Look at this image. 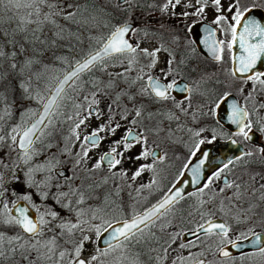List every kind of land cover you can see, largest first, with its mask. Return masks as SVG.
<instances>
[{"label":"snow or ice","instance_id":"obj_1","mask_svg":"<svg viewBox=\"0 0 264 264\" xmlns=\"http://www.w3.org/2000/svg\"><path fill=\"white\" fill-rule=\"evenodd\" d=\"M87 2L88 0H83V3L81 0H0V143L9 140L15 146L13 150H19L20 162L30 165L38 154L35 144L41 141L45 129L52 125L53 117L58 114L59 101L64 98L66 87L73 88L76 93H85L82 97L76 95L73 100L75 112L67 116L66 122H70L71 127L70 136L66 139L81 141L82 126L86 127L93 117L103 120L97 128L83 136L80 150L73 160L74 166L87 165L93 149L98 148L105 139L115 137L121 128L124 129L123 135L119 139H113L109 149L91 167L81 169L83 178L73 175L61 177L55 182L57 189H66L58 191L55 201L63 202L64 207L74 211L75 222L65 221L51 208L42 210L33 202L31 194L17 195L14 191L9 192L4 178V169L8 165L4 158H0V264H19L17 255L23 264H144L141 253L134 249L150 240L158 243L159 238L152 231L153 227L164 232L173 225V221L177 225L183 223L185 215L189 223L195 221V227L184 233L190 234L193 239L181 242L179 248L199 247L201 250L197 253L189 251L188 256L177 255L172 264H218L215 257H219L221 261L231 258L229 246H239V241L232 239L231 234L239 226L244 229L239 232L241 238L247 240L248 232L255 238L253 242L258 248L253 255L264 258L261 234L254 230L257 224L264 227V115H261L264 101L257 98L264 96V71L257 70L258 62L264 60V22L253 16L257 10H264V0H229L227 14L221 0H195V3L192 0H153L147 5L164 14L170 9L174 13L181 5L194 9L192 13L185 11L184 17L204 15L209 4L215 8L217 15L212 23L216 27L205 25L206 34L202 43L217 63L224 62L225 50H228L226 79L236 82L240 92L244 90L243 84L252 83L253 87L244 97L243 104L235 100L231 103L229 120L236 126L234 135L243 142L251 144L256 139L261 142L229 159L196 192L188 193V196L196 197L197 202L186 213L181 214V209L177 208L186 198L184 187L177 186L181 180L177 179L156 204L122 219L110 216L112 208L110 205L105 206L112 195L119 196V187L101 191L97 197V206L86 204V189H104L110 181L116 179L128 178L135 181L147 171L153 173V178L149 183L142 184L137 192L144 188L151 189L157 184V165L167 159V153L160 148L161 138L172 142L177 132L187 133L194 142L190 155L195 156L202 145L216 141L217 130L211 129V139H207L203 133L209 129L204 126L188 128L181 117L196 121L198 114H203L206 110L215 115V110L233 93L222 91L208 105L200 86L211 77L203 73L192 86L181 87L175 77L184 61L177 60L173 49L184 42L163 26L157 31L167 32L169 39L157 37L161 43L153 49L141 47L139 41L134 43L133 37L136 35H152L146 28L133 24L131 13L142 6L139 0H107L106 3L98 0L101 9L97 15L88 12L85 7ZM109 6L123 19L115 24L111 23V13L104 11ZM5 12L13 14L5 20ZM104 17H107V23ZM13 22L15 26H4L12 25ZM73 27L75 31L72 30ZM100 28H104L105 32L100 33ZM94 29L97 34L89 36L88 33ZM186 31L190 33L192 27L189 26ZM217 32L224 38L217 39ZM82 38L94 42L96 47H91V43L86 45L88 50L82 53L80 59L67 61L66 57L54 55V51L66 41L75 39L82 43ZM194 44L191 41L187 47L194 51ZM36 45L53 52L54 59L49 63L68 64L62 78H56L54 89L48 90L47 97L32 86L33 81L38 83L45 79L44 73L49 70V66L38 58L43 52ZM161 51L168 53L167 66L159 70L160 75H153ZM110 67L117 70L111 72ZM93 70L100 73V77L77 84L83 74ZM169 77L172 79L169 80ZM214 82L224 84L218 78ZM16 90L20 91L21 100L29 103L36 101L41 108L24 109V117L27 119L22 118L14 126L9 125V130L5 133L4 122L11 117L14 103L9 97ZM174 92L182 93V98L177 100ZM194 97H199L204 102L194 104ZM104 100L107 104L101 108ZM101 133L105 135L101 136ZM230 142L238 143L235 139H230ZM137 145L140 147L139 153L134 157H126L125 154ZM63 151L65 155L70 154L67 145ZM202 156L199 163L191 167L192 184H200L201 168L208 154L202 153ZM149 158L152 162L141 163L130 177L128 171L120 167L126 159L135 162ZM241 161H244L245 166L249 163L258 165L259 170L253 168L243 174L232 175ZM59 163L56 156L52 155L46 157L45 162L28 168V182L41 190L44 199L49 196L52 173L60 175L57 171ZM105 167L107 175H94ZM188 167V163L183 165L184 169ZM35 174H40L41 179L36 180ZM178 175L183 177L184 171H179ZM222 177L223 186L218 191H213L212 185ZM16 180L13 172L12 180L8 183ZM61 180L71 182L62 185ZM6 196L14 197L11 207ZM20 201L26 202L25 206H21ZM30 208L35 211V218L29 214ZM57 220L58 224L55 223ZM157 221L160 223L157 224ZM182 231L183 229L167 233V246L163 247L164 255L157 257L159 261L162 262L166 257ZM88 233H93L95 239ZM88 242L93 243L94 249L85 258V244ZM150 251L155 252L156 249ZM208 256L214 259L209 260Z\"/></svg>","mask_w":264,"mask_h":264},{"label":"flooded vegetation","instance_id":"obj_2","mask_svg":"<svg viewBox=\"0 0 264 264\" xmlns=\"http://www.w3.org/2000/svg\"><path fill=\"white\" fill-rule=\"evenodd\" d=\"M105 3L107 0L104 1ZM153 0H139V3L142 5L141 7H137L134 9V11L131 13L133 17V24L137 25L135 22V19L138 18V16H145L146 17V24L142 22V28H146L148 32H150L152 35L145 37L147 40H156L157 43H161L157 37L164 36L165 39H169L167 32H158L157 30L160 29L162 26L167 29L168 31L174 33L175 35H178L180 37V40L184 42L182 45L177 46L173 49V53L177 56V60H183L184 64H182L179 68V74L175 77L177 81L179 82L180 86L188 85L192 86L193 82L199 79V75L201 73L206 74L207 76L211 77V79L206 80L203 84L200 86V90L205 93L204 101L207 102L208 105L211 104L213 100L216 99L220 95L222 91H231L233 93V97L236 99V101L240 104L244 103V97L247 95V93L252 89L253 85L252 83H246L243 84V92H240L238 90V85L236 82L232 81L230 78L226 79V72L225 69L229 67L228 64V50H225V60L223 63H217L211 58L210 53L208 52L207 47L202 43V40L205 36V25L215 28L216 26L212 23V21L216 18V10L215 8L209 4V6L206 8L204 15L195 17V16H188L184 17L183 13L185 11L192 13L194 11L193 8H185L183 5L178 6L173 13V10H169L167 14L161 13L158 9H153L147 7L148 4L152 3ZM159 2V0H157ZM193 3H195V0H192ZM222 5L225 9L228 6L229 0H221ZM100 4V3H99ZM99 9H101V4L99 5ZM136 10V12H135ZM105 12L111 13L113 23L118 22V17L123 19L121 15H119L116 11H114L110 6L106 7L104 9ZM157 14L153 19L148 20V16ZM253 16L257 19H261L262 22H264V10H257V12L253 13ZM107 18V17H106ZM191 26L192 31L189 33L186 31V29ZM140 27V26H139ZM143 37V34H139L133 37V42L135 43L137 39H140ZM223 35L220 32H217V39H223ZM191 41H194V51L187 47V44ZM151 50V49H150ZM168 60V53L161 51L159 53V63L157 65V68L153 70V75H160V69L165 68L166 62ZM143 62V60H142ZM114 70H117L115 67H112ZM195 68L196 71H190V69ZM257 70L258 71H264V60L258 62L257 64ZM100 77V76H98ZM97 77H94L92 79H95ZM219 79L220 81H224V84L221 85L219 83H215L214 81L216 79ZM91 79V80H92ZM172 77H169V80H171ZM177 100L182 98V93L174 92L173 93ZM258 99L264 101V96H258ZM204 101H201L199 97H194V104L197 102L203 103ZM233 100L229 101L225 108V115L226 118L229 120V116L231 114V103ZM151 108H154L155 106H149ZM218 109L215 110V115H212L210 112L205 111L203 114H198L197 120L192 121L189 120L187 117H181L182 120L185 122V126L188 128H197L199 126H204L209 131L206 132V135L204 136L207 139H211V129H216L218 136L216 140L221 141H228L229 144H227L226 150H222L223 153L230 154L228 158L226 157L223 161H217L214 164L210 166V169L208 170L203 182L196 187L193 188H187L184 192L186 195L185 200H182L179 205H177V208L181 209V214L186 213L189 211L192 207L196 205L197 198L194 196H188V193L196 192V190L199 187H202L203 184L213 176V174L221 168L224 163H226L229 159H233L234 157L240 155L244 150L247 148H251L254 144L259 145L260 139L254 140L251 144H248L246 142H243L240 137H237L234 135L236 131V126L231 123L229 120L228 125L223 124L218 116H217ZM261 115H264V111L261 112ZM61 124H54V127H59ZM71 125V124H69ZM173 127H175V123H173ZM122 130V129H121ZM91 132V131H90ZM90 132H86L84 134L87 135ZM69 134V135H67ZM123 135V131H119L115 135V137H111L110 139L104 140L100 144V152L97 153L95 156L90 152L91 159L88 161L87 165L81 164L80 166H74L73 160L75 157L76 152L80 150V147L77 148V151H73L72 149V142L73 140L66 139L70 136L69 130H54V131H47L45 135L41 138V141H38L35 144V148L37 151V155L34 156L33 160L30 162V165H24L21 162L18 161V164L21 165V172L19 174V179L22 180L26 185L25 189L27 191H35L37 193V196L40 195L36 199V204L41 207L43 210L44 208H51L55 211H57L60 214V217L65 218V221H72L75 222L76 216L74 214V211H72L69 208L64 207L63 202L57 203L55 201V197L58 194V191L66 190L63 187L60 189H57L54 185L57 180H60L61 177H72L73 175L80 176L83 178V173L81 172V169L84 167H91L93 163L96 162L97 158L102 155L105 151L109 149V146L113 139H119ZM103 136V135H101ZM230 139H235L238 141L237 144H233L230 142ZM55 142L59 144V147L65 148L67 145L70 149V154L65 155L64 152L60 155H58L55 152ZM160 148L163 152L167 153V159L162 164L157 165V175L156 180L157 184L154 185L151 189L144 188L139 193L137 192V189H140V186L142 184L149 183L153 178V173L150 171L144 172L140 177H137L135 181H132L128 178L123 179H116L109 182V185H106L104 189H97V190H88L86 189L85 197H86V204L97 206V197L100 196L101 191L107 190L111 191L112 188L119 187L121 189L119 192V196L112 195L109 198L108 204L105 205L111 206L112 211L109 213L110 216H115L118 218L119 214L118 211L120 210L122 212L120 219L125 218L129 215H134L137 213H140L141 211L145 210L146 208L152 206L155 202L160 200L163 196V194L172 186L173 183L177 181V179H180L181 177L178 175V172L185 169L183 168V165L188 163L192 160L194 156L190 155V151L193 147V140L190 139L187 135V133H181L177 132L176 135L172 138V142H168L163 137L160 140ZM215 142L211 144H205L202 145V153H208L210 150V145L214 144ZM80 145V144H79ZM237 145V147L235 146ZM204 147V148H203ZM200 148V150H201ZM18 150V149H17ZM199 150V151H200ZM19 151V150H18ZM140 151L139 145L134 147L131 152H128L125 154L126 157L128 156H135ZM198 151V152H199ZM55 152V153H54ZM196 152V154L198 153ZM55 155L56 158L59 160V164L57 165V171L59 172V176L56 174V172L52 173L53 180L52 183L49 184V196L47 199H44L41 195V190L36 189L33 185H31L26 178L23 177V173L25 171V166H34L37 163H43L45 162V158ZM203 156L201 155L196 163H199L200 159H202ZM255 159V158H253ZM151 158L146 161H135V162H129L127 159L122 163L120 167H123L128 171V176L130 177L132 172L135 171L137 167L141 163H151ZM195 163V164H196ZM193 164L192 166H194ZM71 165V167H70ZM191 166V167H192ZM191 167L188 170L189 175H191ZM255 168L256 170H259L258 165H254L249 163L247 166L244 165V161H241L233 170L232 175L237 174H243L248 170H251ZM119 170V167L117 171ZM107 168L101 169L99 172H96L94 175L99 177L101 175H107ZM34 178L36 180L41 179L40 174H35ZM221 180H216L214 184L212 185L213 191H218L220 187L223 186ZM70 180H61V184H68L70 183ZM85 185H87V181H85ZM130 185V186H129ZM21 192V191H20ZM23 193V192H21ZM20 193V194H21ZM18 194V193H17ZM18 194V195H20ZM13 197V196H11ZM206 198V197H205ZM74 199V198H73ZM114 202V203H113ZM13 203V202H12ZM12 205V204H11ZM73 208H75V205H73ZM219 215V213H217ZM197 220V217H196ZM56 224L59 223V220L55 222ZM160 221H157V224H159ZM195 227V221L192 223H189L187 221V216L185 215V220L183 223L177 225L175 221H173V225L169 228H167L164 232H161L158 228L153 227L154 230H157L156 232L160 235L159 242L154 244V247H166L165 240L167 239V233L170 232H176V231H183L181 232L180 241L185 242L189 239H193V237H189L185 240L182 239V233L184 231H187L189 228ZM236 227V226H234ZM243 226L236 227V230L233 231L231 234V238L234 240H245L239 236V232L243 231ZM254 230L256 232H262L263 233V241L262 245H264V227H261L259 224H257L254 227ZM19 230L17 229V232ZM58 231V229H57ZM147 232V230H146ZM11 234V233H10ZM21 234V233H20ZM248 238L252 234L250 232L246 233ZM22 235V234H21ZM150 242V241H149ZM103 247V244L100 245ZM150 246V243L143 244L140 246H137L136 248H148ZM87 247V243L85 244V248ZM179 247V244H177V241L175 244H172L171 249H176ZM197 248V247H196ZM258 246H247L243 249H240L236 252L232 253L231 258H225L224 260H220L219 257H215L218 264H264V258L259 256H254L253 254L256 253ZM209 260L214 259L212 256L207 257ZM17 261L22 262L20 257L18 256Z\"/></svg>","mask_w":264,"mask_h":264},{"label":"rangeland","instance_id":"obj_3","mask_svg":"<svg viewBox=\"0 0 264 264\" xmlns=\"http://www.w3.org/2000/svg\"><path fill=\"white\" fill-rule=\"evenodd\" d=\"M99 12H100V9H99L98 13ZM135 12H136V10H135ZM156 15L157 14H153V15L148 16V20L149 19H153V17H155ZM118 18H119L118 21L121 20L120 17H118ZM106 19L107 18L104 17V21H107ZM146 20L147 19H146L145 16H138V18L135 19V22L137 24L136 26L142 27L141 26L142 25V22H144ZM137 41L140 42L141 47H146V48H149V49H153L154 47H156L158 45V43H157L156 40H152V39L151 40H147V39H145V36H143L140 39H137ZM60 65L55 66V67H52L51 65H48L49 66V70L44 73L45 79H41L38 83L36 81H33V85H32L33 88H35L38 92H40L42 96H44V97L46 96L48 90L51 88V86L57 80L56 78L59 77L61 75V73H63L66 70V68L62 67V64H60ZM50 67H52V69ZM109 71L114 72L116 70H114L112 67H110L109 68ZM83 95H85V93L81 92L80 93V96L82 97ZM34 103H37V102L36 101H33V102L29 103V102L24 101V100H21V99H19L16 102H14L13 105H12V107H13V109H16L17 115H16L15 118H12V119H14L15 122H11V125L14 126L17 122H20L22 118L27 119V117H24V112H23L24 109H32V110L38 109L40 105L38 104L37 106H34ZM106 104H107V101L104 100V101H102L100 107L101 108H104L106 106ZM61 117L63 119V116H60L59 114H57L56 116H54L53 117V123H52V125H50L48 128L45 129V133L47 131H54V130H56V128L54 127V124L55 123L58 124L57 123V120L61 119ZM105 119H106V117H105ZM102 122H103V120H97L95 117H93L92 119H90L87 122V126L86 127L85 126H82L81 129H80L81 141H73L71 143L72 144L73 151H77V148L79 147V144L82 142V139H83L84 134L86 132H90L93 129L97 128L98 125L100 123H102ZM121 129L118 130L117 133H119V131H123V133H124V129L123 128H121ZM206 132L203 133V136L206 135ZM67 135H69V134H67ZM101 135H105V134L104 133H101ZM110 138L111 137H109L108 139H110ZM105 140H107V139H105ZM54 146L56 147L55 148V152L58 155H60V154H62L64 152L63 150L65 148L59 147V144H57V142H55ZM99 149H100V146L98 148L93 149L91 151V153L95 156L97 153L100 152ZM6 152H7V150H6ZM7 154L8 155L11 154V156H13L14 160H12V161L9 160L7 162L8 167L4 169V178H5V182H6V187L8 188L9 192H13L14 191L16 194L17 193L20 194L21 192H23L21 194H25V193L31 194L32 195V200L36 204V199L38 197H40V195L37 196V193L35 191H27L25 189V185L26 184L22 180L19 179V174L21 172V165L18 164V161L20 162V160H19V151L16 150L15 154H14V151H12V152L11 151H8ZM4 155H5V153H4ZM25 168L26 169H25V171L23 173L24 176L21 177V178H26L27 179V173H28L29 166L28 167L25 166ZM13 172H15V175L17 177V180L14 181V182L8 183L9 181L12 180V173ZM121 189H122V187H121ZM6 200H7L8 204H9V207H11V204H12L14 198L13 199H10L9 197L6 196ZM118 214H119L118 218H120L121 216H123V215H121L122 212L120 210L118 211ZM63 219H65V218H63ZM152 231L155 232L156 237H159L160 236L156 232L157 230L152 229ZM88 234L89 235H92L93 236V239H95V235L93 233H88ZM25 239H27V236H25ZM176 241H177V244H180L179 243L180 238H178ZM58 243H61L62 244L63 241H58ZM93 249H94L93 243L92 242H88L87 243V247L85 248V253H84L85 258H87L89 255L92 254ZM189 251H191L192 253H197V248L196 247H193L191 249H184L183 252H179L178 254H175L174 251H171L169 253V255H168V261H163L162 264H172L173 260L177 257V255L188 256L189 255ZM20 264H23V261L20 262Z\"/></svg>","mask_w":264,"mask_h":264},{"label":"trees","instance_id":"obj_4","mask_svg":"<svg viewBox=\"0 0 264 264\" xmlns=\"http://www.w3.org/2000/svg\"><path fill=\"white\" fill-rule=\"evenodd\" d=\"M81 2L83 3V0H81ZM99 2L98 0H88L87 4H85V7L88 9V12L91 13L92 15H97L98 11H99ZM13 13L11 12H5L4 14V19L7 20L8 17L10 15H12ZM107 20V19H106ZM63 22V21H61ZM108 21H105V23H107ZM111 23H113V21H111ZM114 24V23H113ZM6 28L10 27V26H15V22L12 23V25L9 24H5L4 25ZM73 31H75L76 29L73 27L72 29ZM100 33H104L105 29L104 28H100L99 30ZM96 30H92L91 32L88 33L89 36L91 35H96ZM49 36L51 35L50 33L48 34ZM83 42L82 43H78L75 39L71 40V41H66L63 46L59 49H56L54 51V55L55 56H62V57H66L67 61H74L76 59H79L82 55L83 52L87 51L88 48L86 47V45L91 43V47L95 48L96 45L94 42H90L88 39L86 38H82ZM37 48H40L41 51L43 52V55L38 57L43 64H48L51 65L52 67L58 66L60 64H62V67L64 68H68V64L67 63H49L50 60L54 59L53 56V52L51 50H48L47 48H45L44 46H40V45H36ZM61 66V65H60ZM52 67H50L52 69ZM57 75V74H56ZM100 76V73L96 72L95 70H93L92 72H88L85 73L81 76V79L79 81H77V84H82L84 81H88L91 80L94 77H98ZM15 83V82H14ZM79 95L80 93H76L74 92L73 88H68L66 87L65 89V94H64V98L62 100L59 101L60 107L57 110L58 114L60 116H63V119L61 117V119L57 120L59 127H55L56 129L59 130H69V128L71 127L70 122H66L67 120V116L72 115L75 112V108L73 105V100L75 99V96ZM10 101H14L16 102L17 100L20 99V91L16 90L10 97H9ZM13 105V104H12ZM38 103H34V106H37ZM11 112L12 115L10 118H8L5 122H4V131L5 133L9 130L8 126L11 125V122H15L14 119L17 112L16 109H13V107H11ZM7 148V149H6ZM15 148L14 145L11 144V142L9 140L6 139L5 142L0 143V158H4L6 160V162H8L9 160L12 161L14 160L13 156L8 155L7 152L8 151H14L13 149ZM7 150V152H6ZM16 150L14 151L15 154ZM5 153V155H4ZM7 154V155H6ZM18 195V194H17ZM10 199H13L14 197L11 196H7ZM197 220H199V217H197ZM23 235V233H21ZM203 235V234H201ZM150 246L148 248H135L134 250L137 252L141 253V260L144 261V264H162L163 261H168V255L171 251H173V249H169L166 257L161 261H159L157 259L158 256H163V247H154V244H156L157 242L155 240H150ZM156 249L155 252L150 251L151 249ZM201 249L199 247H197V252H199ZM184 249H179L176 248L175 249V254H178L179 252H183ZM19 255H17L18 257ZM150 257V258H149Z\"/></svg>","mask_w":264,"mask_h":264},{"label":"water","instance_id":"obj_5","mask_svg":"<svg viewBox=\"0 0 264 264\" xmlns=\"http://www.w3.org/2000/svg\"><path fill=\"white\" fill-rule=\"evenodd\" d=\"M68 69V68H67ZM66 69V70H67ZM65 70V71H66ZM64 71V72H65ZM63 72V73H64ZM63 73H61V75L59 76L60 78H62L63 76ZM57 84V80L54 82V84L51 86L50 89H54V87L56 86ZM49 96V91L47 92L46 96L47 97ZM231 100H235L236 99L231 96L229 97L225 102L221 103V106L220 108H218V112H217V116L219 118V120L225 124V125H228L229 123V120L226 118V115H225V108L227 106V104L229 103V101ZM39 108H41V105L39 106ZM227 144H229L228 141H221V140H216L214 144L210 145V150L208 151V156H207V159L205 160V163L203 164L202 168H201V180H200V184L203 182L208 170L210 169V166L212 164H214L215 162L217 161H223L226 157L228 158L229 155H231V153L233 152V150L231 151L230 154H227V153H223L222 150H226V147H227ZM237 147V145H235ZM204 148V147H203ZM202 155V148L201 150L192 158V160L189 162V167L187 169H185L184 171V175L183 177H181L179 180H181V183L180 184H177L178 187H184V191L187 189V188H193V187H196V186H199L197 184H192L190 183L191 181V175H189L188 173V170L189 168L196 163V161L198 160V158ZM157 202H155L154 204H156ZM20 204L21 206H25L26 202H23V201H20ZM151 207V206H150ZM149 208V207H148ZM144 211V210H143ZM141 211V212H143ZM140 212V213H141ZM15 214V213H13ZM29 214L35 218L36 216V213L33 209L30 208L29 210ZM187 231H184L182 233V239L185 240L189 237H191V235H185L184 233H186ZM257 233H260V239H261V243L263 241V233L262 232H257ZM255 238L251 236H249V238L247 240H238L239 241V246L237 247H232V246H229L230 248V251L231 253L233 252H236L240 249H243L244 247H247V246H257L253 240Z\"/></svg>","mask_w":264,"mask_h":264}]
</instances>
